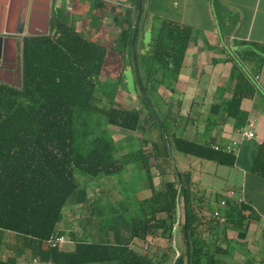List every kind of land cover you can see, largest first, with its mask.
Wrapping results in <instances>:
<instances>
[{"label": "trees", "instance_id": "trees-1", "mask_svg": "<svg viewBox=\"0 0 264 264\" xmlns=\"http://www.w3.org/2000/svg\"><path fill=\"white\" fill-rule=\"evenodd\" d=\"M102 2L91 8L102 9ZM100 17L92 15L91 20L97 23ZM140 17L139 9L134 21L129 12L123 14L124 23L113 44L122 59L128 57L130 91L138 97L142 110L114 103L111 89L117 88L123 70L107 85L110 90L100 83L95 85L92 76L100 72L106 52L71 26L57 20L53 31L59 35L55 40L49 35L23 39L19 84L0 82V244L1 236L8 233L13 236V243L7 246L10 250H27L38 261L53 264H162L168 258L165 251L149 244L136 251L128 244L134 238L144 241L146 236H154L169 245L176 223L183 250L170 264H214V255L222 250L217 235L226 225L238 229V236H243L248 218L243 214L247 210L244 203L228 204L220 215L222 223L217 216L204 220L210 208L197 203L201 199L192 190L188 170L178 171L175 181H165L159 191H154L150 158L159 164L167 163V152L173 149L231 166L234 154L172 131L167 114L160 109L158 88L161 85L172 89L193 29L162 18L150 30L142 53L136 48ZM257 46L264 52V44ZM229 59L231 96L225 101V114L233 119L234 128H241L247 114L240 109V102L252 98L256 90L241 60L233 56ZM96 87L102 97L96 94ZM103 98L105 102L100 104ZM218 109L219 104L212 105V111L216 113ZM144 115L153 120L157 139H139L135 149L116 156L121 147L114 145L107 125L133 132L142 128ZM142 143H149L148 153L141 149ZM129 163L136 165V172L146 182V194L136 201L134 209H125L126 219L121 213L113 215L119 223L106 225V232L113 233V241L105 236L87 241L73 231L57 229L65 206L82 204L84 213L93 207L95 200L92 195L88 199L81 177L110 176ZM161 166L157 167L160 174ZM250 171L264 176V140L256 146ZM85 218L80 225L90 222ZM52 235H63L71 247L64 248L65 243L48 245L47 238ZM0 264H13V257L0 260Z\"/></svg>", "mask_w": 264, "mask_h": 264}, {"label": "crops", "instance_id": "crops-1", "mask_svg": "<svg viewBox=\"0 0 264 264\" xmlns=\"http://www.w3.org/2000/svg\"><path fill=\"white\" fill-rule=\"evenodd\" d=\"M14 1L16 6L20 2ZM111 1L119 9L117 0ZM152 1H139L142 3L139 15L142 20L147 19L142 28V41L147 42L144 34L149 35L150 30L156 28L162 18L172 19L193 29L182 67L172 89L163 94L160 109L167 114L172 131L177 136L197 143H210V146H231L233 150L230 152L234 154L233 165L217 164L227 167L221 172L202 162H210L209 160L184 155L181 163L173 160L170 163L174 167V175L178 171H189L191 187L201 199L197 203L210 208V212L205 213L206 221L217 219L213 216V211H217V220L222 223L220 215L228 209V204L243 202L247 207L243 212L248 215L244 221L246 226L243 236L239 237L238 229L229 225L218 233V243L222 250L214 255V264H264V176L250 171L256 146L264 140V52L257 46L264 44V0H157L158 10L151 12L148 8ZM15 24L16 21H11L4 26L8 31H13ZM2 26L0 19V29ZM244 52L249 54L244 55ZM230 55L241 60L242 68L249 73L256 90L252 98H244L240 102V109L247 114L246 124L241 128H234L233 119L225 114L224 104L231 96ZM158 93H161L160 89ZM218 104L219 109L215 113L212 105ZM171 115L174 116L173 119L170 118ZM244 131H251L253 135L247 137L243 134ZM164 176L163 170L159 177ZM84 178L91 180V177ZM214 180L218 184L214 185ZM84 183L88 199L91 195L94 196L93 191L101 190L97 184L93 188L89 181ZM215 187L219 190H215ZM230 191L233 192L232 195L229 194ZM220 199H224L223 206L219 204ZM84 209L85 206L78 203L65 206L57 222V229L74 232L76 224L80 225L85 217ZM10 236L8 233L1 236L0 260L13 257V264H53L38 261L31 256L28 259L27 250H10L7 247L10 245L9 239L13 237ZM105 237L113 241L112 232L109 231ZM209 237L213 239V236ZM151 240L159 241L155 248L161 249L159 247L162 244L167 247L165 252H171L172 255L171 245H163L165 240L159 237L146 236L144 241L134 238L128 246L136 251L142 250L146 244L154 247L153 243H149ZM5 242L7 244L4 245ZM175 243L179 253L183 250V242L177 225L173 227L171 239V244ZM71 245L72 243L68 247ZM176 256L173 252L172 259L167 258L162 264H170Z\"/></svg>", "mask_w": 264, "mask_h": 264}, {"label": "rangeland", "instance_id": "rangeland-1", "mask_svg": "<svg viewBox=\"0 0 264 264\" xmlns=\"http://www.w3.org/2000/svg\"><path fill=\"white\" fill-rule=\"evenodd\" d=\"M102 1H104V7L102 9L97 8L96 6L98 5L96 3ZM139 1L140 0H117L118 4H120V6H118L120 9L119 10L114 6V2L111 0H59L61 8H55L53 10L52 20L56 21L57 19L59 22H63L65 26H71L73 29L80 32L84 38L95 41L97 42V44L101 45L106 54L100 72L92 76V79L95 80V85H97L96 83H100L104 87H106L107 90H110L107 85L111 83L112 79H114L118 72L123 70L120 74L121 80L117 88L115 90L111 89V91H114V103L125 108L139 107L142 110L143 106L140 104L138 97L136 96V94H133L130 91L132 86V72L127 67L129 62L128 57L122 59L121 55H119L113 44L118 31L120 30V28H122V25L124 23L123 14L129 12L132 21H134L133 17L135 12L139 8L142 9V3H139ZM156 1L157 0H153L151 2L152 5L149 6L148 11L150 10L151 12H153L154 10H158ZM92 4L96 5L94 6V9L91 8ZM165 5L166 4H164V6ZM144 6L146 8V4ZM92 15H100V20L97 23H93V20H91ZM146 21L147 19L142 20V17H140V29L136 42L137 50L142 53L145 51L144 48L146 45L145 42L142 41V28H144ZM54 32L55 31H52L49 34L52 40H55L59 35L58 32ZM148 36L149 35L144 34L145 41L147 40ZM125 67L128 68L127 71ZM158 89H160L161 91L160 94L158 93L161 98L163 97V94L167 93L168 90L161 85ZM96 90H98L97 87ZM96 94L99 95V97H102V93L99 90L96 92ZM104 102L105 99L103 98L100 104ZM160 105H162V100L160 102ZM170 118L173 119L174 116L171 115ZM152 121L153 120L151 119V117L144 115L141 120V123L143 125L142 128L137 129L133 132L121 130L116 126L107 125L108 134L113 139L114 145L116 147H121V149L117 153H115V155L119 156L123 153H127L129 150L135 149L137 144L136 141H138L139 139H157L158 134ZM141 149L145 153H148L150 151L149 143H142ZM167 154L169 157V161L167 163L159 164L157 162V159L155 160L154 158H150L148 161L151 169L150 172L152 175L154 191L160 190L163 181H175L176 175H174V167L171 165L172 160L173 162L181 163L182 158L184 157V154L173 149L168 151ZM202 162L206 163L208 167H216L218 172L227 169V167L217 165L211 161ZM159 165H162L161 168L164 170V178L159 177L160 173H158L157 170V167ZM135 166L136 165L134 163H129L121 172L112 174L110 176H102L97 179L91 178V180H87V178L84 177L80 178V182H82L81 180L89 181L90 186H93V188H95L94 184H97V187L101 188V190L100 192L96 190L92 192L94 193L93 200H95V202L92 205L93 207L87 209L84 215L87 219H89L90 222L86 220V222L82 225L76 224L77 228L74 231L76 237L85 239L87 241L99 240V238L108 236L109 231L106 232L107 224L115 221V224L117 225L118 219H114L113 216L115 213H121L124 216V219H126L127 211L125 209H134V204L136 203V201L141 196H143L142 194L146 192L144 191L146 182L141 179L139 175L140 173L138 171L136 172ZM213 184L216 185L218 184V182L214 180ZM222 184L223 183L220 184L221 188L223 187ZM215 190H219V188H216ZM195 194L198 195V193ZM74 216L76 217V212H74ZM179 216V218L181 219V209L179 210ZM9 241L11 243V241L13 240L10 238ZM158 242L159 241L156 240L152 242L151 240V242L149 243H153L155 247ZM69 244L70 243L66 242L64 248H70L68 247ZM166 244L168 243L165 240V242H163V245ZM169 245H171V247L169 246L171 248L170 251L172 250L176 254L177 243H175L174 245L169 243ZM159 248H161V250L167 251V247H163L162 244H160ZM173 252L172 255L171 252L167 253L169 259H172ZM27 256V258L29 259L30 256Z\"/></svg>", "mask_w": 264, "mask_h": 264}, {"label": "water", "instance_id": "water-1", "mask_svg": "<svg viewBox=\"0 0 264 264\" xmlns=\"http://www.w3.org/2000/svg\"><path fill=\"white\" fill-rule=\"evenodd\" d=\"M30 1L40 3V2H38V0H20V2L17 3V6H16V3L14 0L13 1L12 0H3L0 3V19L3 23V26L5 24H7L8 22H11V21H17L20 24V28L18 30L8 31L5 28V26L4 27L2 26V29H0V60L1 61H3L4 54H8L10 56V61H12L14 59L15 49L18 51L20 50L19 35L22 34L23 27L25 26V23L27 22V24H29V20L26 18L33 15L32 12L30 11L29 16L28 15L26 16V6ZM35 6L36 5L31 6V10L33 9L34 12L38 11L37 9H34V8H37ZM33 18L35 20L33 22L34 25L38 21L42 20V19L37 18V15H34ZM43 21L46 22V20H43ZM28 33L44 34V33H46V27L40 32L28 31ZM13 68H14L13 64H11L10 66L0 65V74L3 72H6L11 77V74L13 72L12 71ZM19 69H20V66L17 65L16 66V71H17L16 73L17 74H19ZM4 83L9 84L8 81H4Z\"/></svg>", "mask_w": 264, "mask_h": 264}, {"label": "flooded vegetation", "instance_id": "flooded-vegetation-1", "mask_svg": "<svg viewBox=\"0 0 264 264\" xmlns=\"http://www.w3.org/2000/svg\"><path fill=\"white\" fill-rule=\"evenodd\" d=\"M38 2H40V3L30 1L26 6V16L27 15L29 16L30 11L32 12L33 15L26 18L29 20V24H27V22L25 23V26L23 27V32L21 35H19L20 50L18 51L15 49L14 59L12 61H10V56L8 54H4L3 61L0 60V65H2V66H10L11 64L14 65L11 77L6 72H3L0 74L1 75L0 76L1 77L0 82H2V83H4V81H8L10 85H18L19 84L20 74H21V45H22L23 39L28 37V36L49 35L54 30V25L57 22V19H56V21L52 20V18H53L52 15H53V10L55 8L56 9L61 8L59 0H38ZM34 5H36L35 7H37L34 9L38 10L36 12H34L33 9L31 10V6H34ZM34 15H37V18L42 19V20L38 21L35 25L33 23L35 21L33 18ZM43 20H46V22ZM45 27H46V33H44V34L28 33V31L40 32ZM19 28H20V24L16 21L14 30H18ZM17 65L20 66L19 74L16 73L17 72L16 71Z\"/></svg>", "mask_w": 264, "mask_h": 264}, {"label": "built area", "instance_id": "built-area-1", "mask_svg": "<svg viewBox=\"0 0 264 264\" xmlns=\"http://www.w3.org/2000/svg\"><path fill=\"white\" fill-rule=\"evenodd\" d=\"M243 134L247 137H251L253 134L251 131H244ZM213 149H218L219 147L218 146H211ZM221 150L223 151H232L233 150V147L231 146H225V147H220ZM230 195L233 194L232 191L229 192ZM219 204L220 205H224V199H220L219 200ZM213 216H218V212L217 211H213ZM176 225V223L174 224V226ZM46 243L50 246H54V245H62L64 243H66V240H65V237L63 235H52L50 236L49 238H47V241ZM176 254L178 255V252H176Z\"/></svg>", "mask_w": 264, "mask_h": 264}]
</instances>
